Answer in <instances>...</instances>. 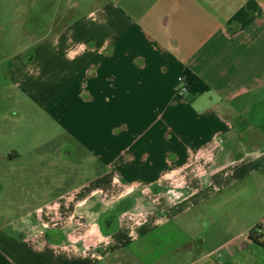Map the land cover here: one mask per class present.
Returning <instances> with one entry per match:
<instances>
[{"label": "crops", "instance_id": "1", "mask_svg": "<svg viewBox=\"0 0 264 264\" xmlns=\"http://www.w3.org/2000/svg\"><path fill=\"white\" fill-rule=\"evenodd\" d=\"M154 7L108 0L11 55L14 83L96 162L33 209L0 210V264H264L248 236L264 203L236 227L186 216L264 182V0ZM185 69L209 90L182 97Z\"/></svg>", "mask_w": 264, "mask_h": 264}, {"label": "rangeland", "instance_id": "2", "mask_svg": "<svg viewBox=\"0 0 264 264\" xmlns=\"http://www.w3.org/2000/svg\"><path fill=\"white\" fill-rule=\"evenodd\" d=\"M106 1L0 0V210L9 208L13 217L40 205L58 191L91 179L96 161L66 137L46 110L14 83L8 75L10 57L20 52L23 54L30 43L51 36L62 25L86 15L91 8ZM111 1L133 10L155 8V4L159 6L164 2ZM181 84L178 81L177 87L180 88ZM13 149L18 154L8 161L5 153H13ZM263 185L255 174L253 180L220 192L208 202L193 207L186 216L193 217L204 211L221 216L222 224H227L228 218L233 226H241L262 209ZM259 187L263 191L257 196L255 192ZM8 198L10 203H7ZM125 259L127 264L134 262L127 253Z\"/></svg>", "mask_w": 264, "mask_h": 264}, {"label": "trees", "instance_id": "3", "mask_svg": "<svg viewBox=\"0 0 264 264\" xmlns=\"http://www.w3.org/2000/svg\"><path fill=\"white\" fill-rule=\"evenodd\" d=\"M182 77H183L182 82H181L182 84L180 88H178L177 90V92L182 97H185V96L193 97L196 95H200L209 90L208 85L188 69L184 70V74ZM248 236L253 241L264 245V241L262 240V234L257 233L255 228H253L249 232Z\"/></svg>", "mask_w": 264, "mask_h": 264}, {"label": "built area", "instance_id": "4", "mask_svg": "<svg viewBox=\"0 0 264 264\" xmlns=\"http://www.w3.org/2000/svg\"><path fill=\"white\" fill-rule=\"evenodd\" d=\"M182 79H183V77H179V81L182 82ZM255 230H256L257 233H261L262 234V240L264 241V230L262 228L258 227V226L255 227Z\"/></svg>", "mask_w": 264, "mask_h": 264}]
</instances>
